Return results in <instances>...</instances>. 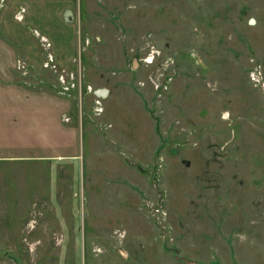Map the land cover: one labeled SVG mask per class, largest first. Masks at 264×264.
<instances>
[{
  "label": "rangeland",
  "instance_id": "1",
  "mask_svg": "<svg viewBox=\"0 0 264 264\" xmlns=\"http://www.w3.org/2000/svg\"><path fill=\"white\" fill-rule=\"evenodd\" d=\"M254 70L264 0H0V264H264Z\"/></svg>",
  "mask_w": 264,
  "mask_h": 264
},
{
  "label": "built area",
  "instance_id": "2",
  "mask_svg": "<svg viewBox=\"0 0 264 264\" xmlns=\"http://www.w3.org/2000/svg\"><path fill=\"white\" fill-rule=\"evenodd\" d=\"M24 12H25V8L21 7L17 12H16V19L21 20L24 16ZM35 33H37V31H35ZM42 41H46L47 45H50V43L47 41L46 37L42 36L41 37ZM54 64V58L53 55L51 53L48 54L47 56V60L44 62V66H48L51 68H55ZM62 73L59 76V81L62 84V87L65 91H71L75 86H76V82H75V76H74V72L70 71L67 72V70H65V68L61 69ZM69 78H66L65 75L69 74ZM250 78L253 82L256 83H262V85H264V78L263 80L260 78L261 73L257 70L252 71L250 74ZM89 91L92 90L91 87H88Z\"/></svg>",
  "mask_w": 264,
  "mask_h": 264
},
{
  "label": "water",
  "instance_id": "3",
  "mask_svg": "<svg viewBox=\"0 0 264 264\" xmlns=\"http://www.w3.org/2000/svg\"><path fill=\"white\" fill-rule=\"evenodd\" d=\"M133 63H134V64L136 63L135 60H134ZM180 258H181L182 260H184V262H185L186 264H197L196 261H193V260L187 259V258H185V257H180Z\"/></svg>",
  "mask_w": 264,
  "mask_h": 264
}]
</instances>
